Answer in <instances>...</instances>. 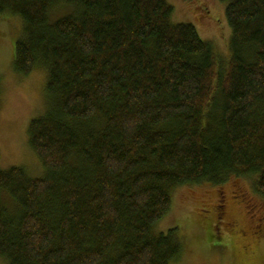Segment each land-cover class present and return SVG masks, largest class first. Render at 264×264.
<instances>
[{
    "label": "trees",
    "instance_id": "16d2710c",
    "mask_svg": "<svg viewBox=\"0 0 264 264\" xmlns=\"http://www.w3.org/2000/svg\"><path fill=\"white\" fill-rule=\"evenodd\" d=\"M222 1L227 57L169 0H0L51 97L28 125L46 175L0 167L7 264H172L156 225L180 185L250 175L264 197V0ZM56 2L75 8L51 22Z\"/></svg>",
    "mask_w": 264,
    "mask_h": 264
},
{
    "label": "rangeland",
    "instance_id": "374dc122",
    "mask_svg": "<svg viewBox=\"0 0 264 264\" xmlns=\"http://www.w3.org/2000/svg\"><path fill=\"white\" fill-rule=\"evenodd\" d=\"M169 1L174 21L196 24L202 37L228 56L231 30L225 2ZM74 8L54 3L51 22ZM21 18L0 15V167L17 164L33 176H45V166L30 146L28 125L50 105L48 71L44 65L30 74L16 69L14 48L23 31ZM254 180L250 175L233 176L223 185L202 181L176 189L170 213L156 225L158 231L176 228L183 242L182 253L172 264H264V197ZM0 264L7 260L0 256Z\"/></svg>",
    "mask_w": 264,
    "mask_h": 264
},
{
    "label": "bare ground",
    "instance_id": "6f19581e",
    "mask_svg": "<svg viewBox=\"0 0 264 264\" xmlns=\"http://www.w3.org/2000/svg\"><path fill=\"white\" fill-rule=\"evenodd\" d=\"M236 189V188H235ZM195 196V195H194ZM245 210V209H244Z\"/></svg>",
    "mask_w": 264,
    "mask_h": 264
}]
</instances>
